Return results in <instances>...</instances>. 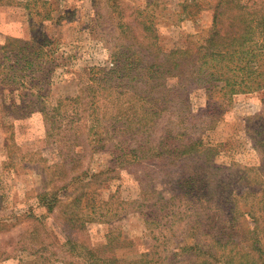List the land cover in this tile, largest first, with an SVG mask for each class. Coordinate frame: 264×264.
Returning a JSON list of instances; mask_svg holds the SVG:
<instances>
[{"label":"rangeland","instance_id":"obj_1","mask_svg":"<svg viewBox=\"0 0 264 264\" xmlns=\"http://www.w3.org/2000/svg\"><path fill=\"white\" fill-rule=\"evenodd\" d=\"M28 1L30 4L26 6ZM186 1L0 0V46L7 38H18L26 41L32 51L40 44L45 50L36 60L35 71L30 73L8 71L0 66V264H64L67 260L74 263L76 259L64 251L66 238L100 246L109 234L132 243L127 246L115 243L113 252L121 260L134 259L145 252L171 255L172 240L180 231V214L162 215L168 209L157 210L153 203L160 197L152 191L161 192L168 199L180 196L168 208L182 211L190 206L203 190L197 183L198 189L187 193L183 180L184 173L189 171L183 162L166 172L151 168L146 159L119 160L118 145L108 142L107 147L100 148L89 144L82 137V130L74 141L72 129H61L67 126L64 119H60V127L51 130L41 112L16 108L13 103L22 106L25 100L37 98L39 92L45 93L51 103L74 96L91 81L92 74L100 76L99 69L110 68L113 51L127 41L119 27L121 15L133 27L145 15L154 24L158 42L165 51L203 41L212 24V10L206 4L215 0H200L201 9L188 6L184 11ZM46 12L47 17L43 15ZM14 72L16 79H6ZM166 81V89L186 84L183 90L185 84L177 90L173 88L177 94L166 90L173 94L169 95L173 100L168 107L181 102L194 118L205 119L197 121L201 130L195 132L207 146L213 147L207 158L208 173H212L211 166L237 171L242 166L260 165L264 149L255 147L247 125L249 117L264 112V88L234 93L228 98L219 87L207 91L204 86L172 76ZM111 84L113 88L120 85L118 81ZM123 86L107 93L120 92ZM163 118L160 126L166 123L167 116ZM92 173L99 175L91 178ZM143 173L148 174L144 177L147 191L143 200H139V178ZM71 176L76 180L64 191L60 190L64 192V204L78 194H82L84 203L87 198L93 200L90 203H101V208L91 213L94 220L77 229L65 224L59 206L49 212L39 199L41 192L59 188ZM251 200L252 197L239 200L236 206L248 209ZM257 210L263 215L264 225V199ZM246 217L238 216L229 228L235 234L231 237L237 248L243 252L250 249L246 230L251 223ZM222 220L225 224L219 216L211 221L217 224ZM257 255L255 252L253 256L257 259ZM190 256L184 252L178 258L188 264Z\"/></svg>","mask_w":264,"mask_h":264},{"label":"trees","instance_id":"obj_2","mask_svg":"<svg viewBox=\"0 0 264 264\" xmlns=\"http://www.w3.org/2000/svg\"><path fill=\"white\" fill-rule=\"evenodd\" d=\"M206 5L212 10V24L203 41L165 51L158 42L154 24L145 15L136 21L135 27L121 15L119 27L122 38L127 41L113 51L110 68L99 69L100 76L92 74L91 81L74 96L51 103L45 93L39 92L37 98L25 100L22 106L13 103L16 108L26 107L41 112L51 130L60 127V119H64L68 127L62 126L61 129H72L74 141L82 130V137L89 144L94 143L100 148L107 147L108 142L118 145L121 153L119 160L123 157H127V161L138 162L146 159L151 162V168L157 167L166 172L183 162L189 171L184 173L183 180L187 193L196 191L197 183L202 185V193H198V198L194 197V202L182 211L168 208L172 200L180 198L178 194L168 199L163 193L152 191L160 197L156 200L158 204L153 203L157 210L168 209L162 215L180 214V231L172 240L174 249L170 250V256L145 252L137 258L121 260L113 252L115 243L119 242L118 246L132 243L109 234L100 246L66 238L64 251L76 261L67 260L64 264H178L182 262L178 255L184 252L191 254L188 264H264L263 215L257 210V205L264 199V154L256 167L242 166V170L236 171L231 167L211 166L212 173H208L206 168L210 165L207 158L213 147L207 146L195 132L201 130L197 121L205 119L194 118L187 111V105L181 102L168 107L173 100L170 96L177 94L173 88L177 90L185 84L164 88L170 76L204 86L207 91L219 87L228 98L234 93L264 88V0H215ZM188 6L203 7L200 0L186 1L183 10L186 11ZM47 14L43 13L45 17ZM37 46L32 51L26 41L7 38L0 46V66L7 67L8 71L22 70L25 74L35 71L36 60L45 51L43 44ZM16 76L14 72L6 79L11 77L14 80ZM112 81L124 84V89L107 93L120 87L117 84L113 88ZM185 87L186 84L182 90ZM166 90H172L173 94ZM38 103L41 106H37ZM165 115L166 123L160 126ZM249 122L247 133L255 147L263 151L264 112L249 117ZM98 175L90 174L91 178ZM141 175L139 200H143L142 196L147 191L144 177L148 174ZM214 175H217L216 178ZM74 179L71 176L59 188L41 192L39 199L49 212L56 211V206H59L65 224L77 229L94 220L91 213L101 208V203H90L93 200L88 198L84 203L82 194H78L64 204L63 191ZM249 197H252L253 203L248 209L236 206L239 200ZM236 210L239 213L235 214ZM241 215L247 216L251 223L246 230L250 249L245 252L237 248L231 237L235 234L229 230ZM218 216L224 219L225 224L223 220L217 224L212 222ZM255 252L257 259L253 256Z\"/></svg>","mask_w":264,"mask_h":264}]
</instances>
